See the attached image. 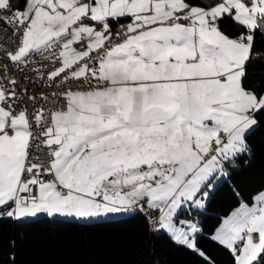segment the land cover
<instances>
[{
    "label": "snow or ice",
    "instance_id": "1",
    "mask_svg": "<svg viewBox=\"0 0 264 264\" xmlns=\"http://www.w3.org/2000/svg\"><path fill=\"white\" fill-rule=\"evenodd\" d=\"M0 25V220L142 216L216 264L179 217L206 209L264 127L248 77L264 0H0ZM251 201L207 237L230 264H264V191Z\"/></svg>",
    "mask_w": 264,
    "mask_h": 264
},
{
    "label": "trees",
    "instance_id": "2",
    "mask_svg": "<svg viewBox=\"0 0 264 264\" xmlns=\"http://www.w3.org/2000/svg\"><path fill=\"white\" fill-rule=\"evenodd\" d=\"M222 29L231 33L230 24ZM255 55L248 68L249 86L264 87V40L257 38ZM253 148L250 160L241 166L229 183L223 184L198 215L202 229L199 245L216 264H230L228 253L210 236L223 216L243 198L264 190V127L249 138ZM239 193V197L234 193ZM14 242V243H13ZM200 264L197 257L176 245L167 234L148 232L142 216L78 222L64 218L38 216L35 219L0 220V264Z\"/></svg>",
    "mask_w": 264,
    "mask_h": 264
},
{
    "label": "built area",
    "instance_id": "3",
    "mask_svg": "<svg viewBox=\"0 0 264 264\" xmlns=\"http://www.w3.org/2000/svg\"><path fill=\"white\" fill-rule=\"evenodd\" d=\"M121 23H127V21H121ZM112 27H113V31H117V30H119L120 25L119 24H113ZM4 32H5L4 26L0 25V36H3ZM7 33L10 36L11 35V29H7ZM0 43H4L9 48L13 47L11 42L8 41V40H0ZM36 59H39V57H37ZM2 63H5V61L0 60V64H2ZM45 63L47 64V62H45ZM28 74L33 79H35V73L29 72ZM11 75H14L17 79H19L21 81V86L22 87L30 88L33 94H38L42 90L45 91V92H49V91L52 90V89H49V88L41 89V88H38V87H33L31 83H25V81H24V73L23 72L14 71V72L11 73ZM48 106L49 107H55L56 105H48ZM28 107H29V110L31 111L33 106L31 104H29ZM36 107H39V105H37Z\"/></svg>",
    "mask_w": 264,
    "mask_h": 264
},
{
    "label": "rangeland",
    "instance_id": "4",
    "mask_svg": "<svg viewBox=\"0 0 264 264\" xmlns=\"http://www.w3.org/2000/svg\"><path fill=\"white\" fill-rule=\"evenodd\" d=\"M261 191H264V190H261ZM260 192V191H259ZM258 192V193H259ZM257 194V193H256ZM255 194V195H256ZM252 203V202H251ZM250 203V204H251ZM238 207V206H237ZM236 208V207H235ZM234 208V209H235ZM233 209V210H234ZM232 210V211H233ZM203 211V210H202ZM231 211V212H232ZM231 212H229L226 216H223L222 218H221V220H220V222L218 223V225L216 226V228H218L219 226H220V224L222 223V220L224 219V218H226ZM125 216H127V215H118V216H113V217H108L107 219H105V220H109V219H119V218H122V217H125ZM32 219H35V218H31V219H29V220H32ZM179 219H191V220H193L194 222H197L198 221V217L197 216H195V215H191V214H187L186 212L183 214V215H181L180 217H179ZM215 228V229H216ZM215 229H214V231H215ZM214 231H213V233H214Z\"/></svg>",
    "mask_w": 264,
    "mask_h": 264
},
{
    "label": "crops",
    "instance_id": "5",
    "mask_svg": "<svg viewBox=\"0 0 264 264\" xmlns=\"http://www.w3.org/2000/svg\"><path fill=\"white\" fill-rule=\"evenodd\" d=\"M40 216H46V215L41 214ZM55 218H60V217H55ZM29 219H31V218H29ZM64 219H67V218H64Z\"/></svg>",
    "mask_w": 264,
    "mask_h": 264
}]
</instances>
